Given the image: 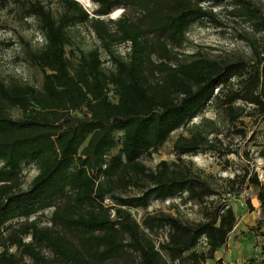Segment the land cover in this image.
Wrapping results in <instances>:
<instances>
[{
	"label": "trees",
	"instance_id": "16d2710c",
	"mask_svg": "<svg viewBox=\"0 0 264 264\" xmlns=\"http://www.w3.org/2000/svg\"><path fill=\"white\" fill-rule=\"evenodd\" d=\"M12 1L21 16L35 18L41 34L37 46L23 41V58L40 68L41 80L35 86L0 77V264H204L219 248L224 251L238 217L192 161L182 158L220 149L217 135L209 137L218 129L194 123L173 139L172 160L160 159L151 168L139 158L213 98L229 122L251 104L253 125L264 124V43L252 41L247 57L193 51L179 58L189 25L213 19L212 6L225 0H92L97 16L78 0H58L55 11L40 0ZM228 1L233 12L264 32L259 7L250 0ZM117 5L133 7L147 22L141 26L127 14L114 20L99 16ZM79 23L91 27L98 43L66 50L69 28ZM124 40L129 50L119 54L112 44ZM101 50L110 63L106 69ZM258 152L262 179L243 170L227 177L225 186L255 187L260 216L250 228L264 237V135ZM23 163L35 173L21 188ZM126 188L134 192L124 193ZM175 196L204 204L203 216L184 221L160 211L137 221L129 210ZM246 204L252 206L248 199ZM45 208L48 224L28 219ZM161 227L165 231L154 241L149 234ZM201 236L206 244L197 246Z\"/></svg>",
	"mask_w": 264,
	"mask_h": 264
},
{
	"label": "rangeland",
	"instance_id": "374dc122",
	"mask_svg": "<svg viewBox=\"0 0 264 264\" xmlns=\"http://www.w3.org/2000/svg\"><path fill=\"white\" fill-rule=\"evenodd\" d=\"M54 11L59 9L58 0H40ZM81 5L92 13L95 3L92 0H78ZM251 4L259 7L264 12V0H250ZM205 4V3H204ZM231 2L228 0L221 1L212 6L213 19L203 18L192 22L185 32V39L181 46L178 47L179 58L185 59L193 51H200L211 57L221 59H233L236 57H247L251 54L252 41L258 44L264 43V32L255 30L251 22L244 20L237 12H233ZM133 7L117 5L107 14L99 15L102 18L116 19L122 14L139 21L141 26L147 22V17L139 16ZM22 12L18 4L12 0H0V77L8 79L10 76L19 78L22 81L31 83L35 86L40 84V68L27 62L23 58V49L25 43L29 42L31 47L37 46L41 42V34L36 28L35 18L32 16H21ZM72 43L66 46V50L77 45L81 48L93 47L98 43L94 32L87 23H79L69 28ZM113 43L112 48L119 53L124 50L125 44ZM102 67L104 69L110 66L106 60L107 53L100 52ZM157 60V55H153ZM109 99L115 97L110 89L107 90ZM238 100L236 103H239ZM10 113H16L15 109H9ZM246 113L241 115L235 123L227 120L225 112L220 105L218 98H213L203 112L193 116L189 122L182 127L172 130L169 136L163 141L156 150L150 155H141L139 160L148 167H153L160 159L172 160L174 153L172 151V141L177 134H187L188 126L194 123L203 124V129L208 130L210 127H216L218 132H210L209 137L217 135L220 140L217 150H205L195 154L182 155L184 160L192 161V167L196 168L200 175H203L217 189V198H223L230 203L238 219L229 233L227 245L223 251L221 249L214 253V258L207 259L204 264H263L264 254L261 251V245L264 244V237L254 235L251 226L255 225L260 216L259 201L256 197V189L253 185L246 183L240 189L236 186L228 189L225 186L227 177L234 172L243 170L256 171L262 179L263 158L259 155L260 142L264 135V124L253 125L255 112L251 104L246 105ZM35 173V167L31 164L23 163L21 165V184L24 188L29 179ZM240 182V181H239ZM134 192L131 188H126L124 193ZM215 197V196H212ZM212 197L206 198L208 202ZM246 199L251 203V207L246 204ZM106 201H109L106 199ZM204 204L188 203L175 196L167 200H151L144 207L130 208L131 215L140 221L145 213L168 212L177 215L184 221H196L203 216ZM50 208H45L35 214L29 215L28 219L35 218L38 224H48L46 216ZM21 218L17 219L20 220ZM15 221V219L13 220ZM165 231L164 227L151 232L149 235L156 241ZM4 232V231H3ZM0 235V244L3 240ZM25 237L24 239H26ZM10 251H15L13 246L9 247ZM27 261V259H25ZM105 264H117L110 261ZM182 264V263H179Z\"/></svg>",
	"mask_w": 264,
	"mask_h": 264
},
{
	"label": "built area",
	"instance_id": "2783aa9c",
	"mask_svg": "<svg viewBox=\"0 0 264 264\" xmlns=\"http://www.w3.org/2000/svg\"><path fill=\"white\" fill-rule=\"evenodd\" d=\"M83 7L85 8V6L83 5ZM86 9V8H85ZM87 10V9H86ZM88 11V10H87ZM89 12V11H88ZM117 44H125L126 46L124 47V50L122 53H119V54H124L126 51L129 50V40H124V41H120L118 42ZM263 174V173H262ZM262 177V175H261ZM174 198V197H173ZM167 199H170V198H166L164 200H167ZM188 203H191L190 201H187ZM206 244V240H205V236H201L198 243H197V246H201V245H205Z\"/></svg>",
	"mask_w": 264,
	"mask_h": 264
},
{
	"label": "crops",
	"instance_id": "0c3cea01",
	"mask_svg": "<svg viewBox=\"0 0 264 264\" xmlns=\"http://www.w3.org/2000/svg\"><path fill=\"white\" fill-rule=\"evenodd\" d=\"M228 237H229V236H228ZM221 252H222L221 255H223L224 252L222 251V249H221Z\"/></svg>",
	"mask_w": 264,
	"mask_h": 264
}]
</instances>
